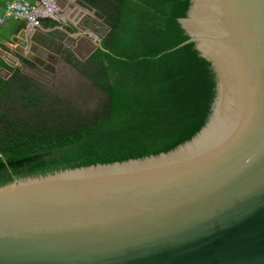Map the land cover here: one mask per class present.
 Segmentation results:
<instances>
[{
    "label": "water",
    "instance_id": "obj_1",
    "mask_svg": "<svg viewBox=\"0 0 264 264\" xmlns=\"http://www.w3.org/2000/svg\"><path fill=\"white\" fill-rule=\"evenodd\" d=\"M190 3L178 47L215 70L206 126L165 154L0 186V264H264V0ZM101 39L68 49L82 62Z\"/></svg>",
    "mask_w": 264,
    "mask_h": 264
},
{
    "label": "trees",
    "instance_id": "obj_2",
    "mask_svg": "<svg viewBox=\"0 0 264 264\" xmlns=\"http://www.w3.org/2000/svg\"><path fill=\"white\" fill-rule=\"evenodd\" d=\"M108 31L83 62L100 96L81 111L17 69L0 79V186L18 178L165 154L208 123L217 76L179 24L190 0H79ZM43 21V20H42ZM57 22L48 20V27ZM69 32H75L72 28ZM178 47V48H177Z\"/></svg>",
    "mask_w": 264,
    "mask_h": 264
},
{
    "label": "crops",
    "instance_id": "obj_3",
    "mask_svg": "<svg viewBox=\"0 0 264 264\" xmlns=\"http://www.w3.org/2000/svg\"><path fill=\"white\" fill-rule=\"evenodd\" d=\"M33 4L37 0H26ZM55 6L56 19H43L39 28H31L22 20L8 18L0 26V79L10 76L9 70L17 69L21 74H28L35 69L34 63L27 60V55L43 62L41 68L47 70L54 52L72 53V48L79 58L88 55L92 49L90 40L97 42L104 36L105 27L102 20L93 10L85 8L79 0H51ZM3 15V4L0 2V17ZM48 20L57 22L56 27H48ZM75 32L71 33L68 29ZM104 31L99 36V31ZM32 47V52L29 50ZM50 50V51H48ZM73 54V53H72ZM73 56L76 58L75 54ZM85 58V57H84ZM40 68V67H39Z\"/></svg>",
    "mask_w": 264,
    "mask_h": 264
},
{
    "label": "rangeland",
    "instance_id": "obj_4",
    "mask_svg": "<svg viewBox=\"0 0 264 264\" xmlns=\"http://www.w3.org/2000/svg\"><path fill=\"white\" fill-rule=\"evenodd\" d=\"M103 33L104 31L100 30L99 36L103 35ZM84 57L85 54L80 59H83ZM49 61L51 62L50 59ZM54 64L51 63L53 66L52 72L36 67L28 72V74L32 79L38 81L47 92L75 105L81 109V111L86 109L90 111L89 108L98 106L100 96L93 90H90L89 83L82 78V76H80L71 66L65 64L61 60V57L58 64Z\"/></svg>",
    "mask_w": 264,
    "mask_h": 264
},
{
    "label": "built area",
    "instance_id": "obj_5",
    "mask_svg": "<svg viewBox=\"0 0 264 264\" xmlns=\"http://www.w3.org/2000/svg\"><path fill=\"white\" fill-rule=\"evenodd\" d=\"M3 4V15L0 17V26L4 20L14 18L22 20L29 27L39 28L45 18L55 20V6L51 0H37L31 4L26 0H0Z\"/></svg>",
    "mask_w": 264,
    "mask_h": 264
},
{
    "label": "flooded vegetation",
    "instance_id": "obj_6",
    "mask_svg": "<svg viewBox=\"0 0 264 264\" xmlns=\"http://www.w3.org/2000/svg\"><path fill=\"white\" fill-rule=\"evenodd\" d=\"M63 52L64 51H62L61 53H60V55H59V57L57 58V61L52 57V58H50V60H51V63H55L56 62V64H58V61H59V59H60V57H61V60H62V57H63ZM66 52V51H65ZM63 61V60H62ZM55 65V64H54ZM49 67V68H48ZM48 67H47V70L46 71H49V72H52L53 71V66L52 65H48Z\"/></svg>",
    "mask_w": 264,
    "mask_h": 264
}]
</instances>
